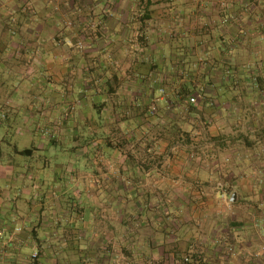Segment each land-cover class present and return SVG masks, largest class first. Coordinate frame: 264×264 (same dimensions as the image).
Here are the masks:
<instances>
[{
  "label": "crops",
  "instance_id": "obj_1",
  "mask_svg": "<svg viewBox=\"0 0 264 264\" xmlns=\"http://www.w3.org/2000/svg\"><path fill=\"white\" fill-rule=\"evenodd\" d=\"M43 1L46 4L48 2L51 8H63L68 3L75 6L80 3L79 1H81L80 6L106 7L107 11H100L94 20L101 25L98 27L100 37L106 38L107 41L102 45L87 47L79 54L63 46L62 40L56 45V38H65L67 30L61 29L62 21L53 15L45 16L42 21L36 18L28 20L29 26L26 30L28 32H25L24 36L20 33L13 36L8 32H0V69H16L19 72L26 70L28 75L39 72L45 76L42 82L35 80L29 87L49 88L56 85L62 88L61 91L50 89L49 93L45 89L43 94L36 92L32 95L29 88L25 91L26 95L14 94L6 100L9 104H5V107L10 108L15 118L18 119L23 115L21 119L24 126L20 128L18 122L15 124L19 134L31 135L34 128L44 133L54 130L75 136L70 129L90 127L96 129V134L110 136L119 131L121 135L128 136L131 132L128 120L146 117V105L154 102L156 107L147 106L148 109L154 110L155 113L160 112L165 99L158 95L159 88L155 87L151 95L148 93V82L135 83L119 74L123 77V82L115 88L113 85L115 81L110 78L114 73L110 74L108 70L110 64L101 56L105 52L104 56L112 55L115 41L133 36L139 35L142 38L155 40L167 38L195 40L199 37H210L220 40L217 43L219 51L215 52L218 57L215 62L213 61L218 66L227 64L235 69L236 65L240 69L243 64L240 62V57L250 54L253 56L251 65L264 70V0H29L28 2L36 6ZM199 24L208 25V32L200 31ZM81 28L82 26L78 25L75 33L79 34ZM199 32H203L204 35H199ZM238 39L256 40L257 45L252 51L248 50L250 44L245 40L242 44L235 43V46H232L231 41ZM227 44L230 45L228 50ZM169 45H171L169 42H162L151 49L157 66L159 61L155 58L156 55H163ZM181 48L180 50L185 49L188 54L191 53L184 44ZM177 52L174 54L178 55ZM227 52L230 53V57H227ZM209 54L207 51L206 55ZM74 55L75 59H73ZM214 67L215 65L208 68L212 71ZM227 68L232 70L230 67ZM204 77L207 80L208 77ZM68 79L70 81H67ZM231 81L230 75L220 74L218 79L213 80L212 85L216 89L208 91L216 104L228 103L226 101L229 95L228 82ZM173 83L177 85L178 82L173 81ZM156 84L158 86V83ZM181 84L190 90H194V86L197 87L193 79H183ZM73 85L82 90L78 102L70 97L69 89ZM139 88L140 94H134ZM91 95L92 97L89 98ZM173 95L176 99L179 97L175 92ZM64 102L72 105L76 103L77 107L63 109L60 104ZM263 102L264 97L259 103L262 104L263 110L257 113L258 122L254 123L253 116L252 122H247L254 124L248 129L251 135L263 132ZM225 108L220 109L219 114L212 115L226 117ZM92 110H96L97 120L89 121L88 115H91ZM234 115L236 119L234 142H231V139L226 140L225 148L232 147L230 151H242L241 140L243 133L247 131L243 128V111L238 109ZM140 130L145 135L150 128L142 126ZM208 131L206 133L211 136L222 133L221 141L224 140L225 135H233L231 128H227L223 123L219 133L212 128ZM2 140L0 138V141ZM95 140L99 143L100 139ZM159 143L162 141L149 144L147 152L156 155L163 151L164 146L161 145L159 148ZM96 145L93 146L95 155L92 154L88 159L91 165L90 172L79 173L80 175L73 173L72 178L68 179L73 186L71 191L74 194L80 192V197L85 195L88 199V203L83 201L81 206L78 202L74 206L66 202L65 197L70 188L65 184L66 179L61 169L59 174L55 170L50 171L46 159L34 169L36 164H31L32 160L37 157V151L44 150L45 146L42 144L19 146V142H16L11 147L9 159L4 161L0 145V264H184L180 263V259H176L172 253L168 255L164 251L165 246L179 240L165 238L162 220L156 217L153 228L145 224L148 212L153 209L146 208L147 215H145L143 207H134L130 202L127 206L121 203L117 206V200L120 202L118 196L121 193L118 191L117 183L123 182L121 189L124 193L123 197L128 195L125 199L130 200L131 190H126V184L137 180L140 182L151 180L160 187L165 181L168 182L169 178L179 177L182 166H186L187 163L178 156L162 164L160 160L145 159L141 162L133 160L130 163L134 168L130 169L128 164L122 165L125 153L121 155L114 145L106 147ZM142 145H144L143 141L139 147L145 150ZM140 150L138 148L136 151ZM179 150L182 149L176 151ZM133 154L136 158V154ZM263 164L258 163L259 166ZM209 166H212V163ZM211 172L207 169L206 177L211 179L213 175ZM184 173L182 172L181 175L192 177L189 172ZM242 180L243 177H239L237 184H242ZM240 200L251 205L252 213L264 214V189L260 186L255 185L253 190L244 192ZM157 213L156 208L155 214ZM220 230L223 231L224 239L225 236L231 235L229 239L218 240L213 237L203 239L201 243L204 249L195 251L196 263L264 264V253L258 260L245 257L246 254L259 250L261 241L264 242V234L261 236L251 228L244 227L238 219L232 220L231 226L225 223ZM232 239H235L237 256L224 262L226 247L223 251L221 248L230 245ZM193 243L198 245V238L193 239ZM34 252H37L36 257L32 256Z\"/></svg>",
  "mask_w": 264,
  "mask_h": 264
},
{
  "label": "rangeland",
  "instance_id": "obj_2",
  "mask_svg": "<svg viewBox=\"0 0 264 264\" xmlns=\"http://www.w3.org/2000/svg\"><path fill=\"white\" fill-rule=\"evenodd\" d=\"M28 1L0 0V32H8L9 35L13 36L20 33L21 36H24L25 32H28L26 31L27 26H29L27 24L28 20L36 18V20L42 21L45 16L49 17V15H53L62 21L61 29L67 30H65V38H56V45L63 41V46L79 54L87 47L102 45L104 41H107L106 38L100 37L101 33L98 27L101 25L98 21L94 20L100 11H107L106 7L80 6L81 1L75 6H71L66 1L68 3L66 7L51 8L48 6V2L46 4L43 1L33 6ZM78 25L82 26L79 34L75 33ZM199 25L201 26L200 31L208 32V25ZM199 33V35H204L203 32ZM244 40L250 44L248 50L252 51L255 49L257 45L256 40L238 39L231 41V45L235 46V43L242 44ZM162 42H169L171 45L168 46L163 55H156L155 58L159 61V66H157L151 51L154 46L160 45ZM219 42L220 40H214L210 37H199L195 40H182L178 38L155 40L142 38L137 35L125 40L115 41L116 44L112 47L114 51H111L113 52L112 55L104 56L106 52L101 54L110 64L108 67L110 74L116 73L122 75L127 80H132L135 83L140 82L144 84L148 82V93L153 95L151 91L157 87L160 89L158 95L165 99L160 112L155 113L154 110H149L148 107L150 106L156 107L154 102H149L150 104L146 105V117L128 120V124L131 126L130 135H121L117 131L113 135L108 136V140L123 144L121 148L123 153L129 154L131 157L135 153L136 158L134 157V160H140V162L145 159L160 160L162 164V162L177 158L178 156L179 159H183L187 163L186 166H182L179 177L176 176L174 179L169 178L168 182L165 181L161 185L162 188L151 180H147L146 182L137 180L136 182L132 181L130 184H126V190H131L130 200L128 198V200L125 199L128 195H124L125 197H123L124 193L121 190L123 182L117 183L118 191H121L118 196L120 202L117 200V206H120L119 203L123 206L130 205L131 203L134 207H143L145 215H147L146 208L153 209L151 212H148L149 214L146 216L148 219L145 224L151 227L155 225L153 223L156 217L162 220L165 238H177L179 240L165 246L164 251L168 255L171 253L175 255L176 259H180V263H183L181 258L184 256H191L194 264H206L205 262L196 263L194 261L195 251H202L204 249L201 243L203 239L213 237L218 240H227L231 235L225 236L224 239L222 236L223 231L220 230V227L224 226L225 223L231 226L232 220L238 219L244 227L251 228V230L258 232L261 236L264 234V214L260 212L258 214L252 213L251 205L242 203L240 200L243 193L253 190L255 185L264 189V164L262 166L258 165V163H264V127L262 129L263 132L259 130L261 133L251 135L248 133V129H251L254 124L247 123L252 122V116L254 123L258 122L257 113L263 107L259 103L261 98L264 97V70H259L256 66L251 65L253 63L251 61L253 56H250V54L240 57V62L243 63L240 69L236 65L234 66L235 69L232 68L233 66L227 64L218 66L214 63V60L218 57L215 52L219 51L217 48V43ZM196 43L198 44L196 45ZM182 44L187 46V49L191 53L188 54L184 51L185 49L180 50L182 49ZM192 44H194L193 47ZM226 48L228 50L230 45L227 44ZM207 51L210 53L209 55H206ZM174 52H177L179 56L174 54ZM227 54V57H230V53L227 52ZM73 57V59L76 58L75 55ZM88 63H91L90 59ZM213 65H215L214 70L210 71L208 67ZM227 67H230L232 70H229ZM219 74L221 76L230 75L232 78V81L228 82L229 95L228 100H226L228 103L216 104L208 91L216 89L212 84L215 78L218 79ZM204 76L208 77L207 80ZM44 78L45 76L39 72L28 75L26 70L19 72L16 69H0V138L3 139L0 141V145L2 157L4 161L9 159L11 147L16 142H19V146H38L42 144L45 146L44 150L37 151V157L31 163L36 164L34 169L36 166H40L44 159H46L50 171L54 172L55 170L59 174L60 169L62 170L66 179L65 184L69 186L71 191L73 186L68 179L73 173L80 175L79 173L90 172L91 165L88 159L92 157V154L95 155L93 146L96 144L102 146L104 143L101 138L107 137V135L96 134V129L90 127L70 129L75 136L67 135L65 132L59 133L54 130H51L50 133L48 131L44 133L38 129L34 130V128L31 135L19 134L15 124L18 122V127L20 128L24 126L21 119L23 115H20L18 119L15 118L10 108L5 107L9 104L6 103V100L14 94L18 96L26 95L25 91L29 88L31 95L36 92L43 94V90L45 89L48 93L50 89L52 91H61L62 88L56 85L49 88H43L42 86L29 87L30 83H33L35 80L42 82ZM110 78L112 80V75ZM183 79L195 80L197 83V87H193L195 91L182 86ZM67 81L70 80L68 79ZM173 81L178 82L177 85ZM179 81H181L180 84ZM156 83H158V86ZM136 90L137 92L134 94H140V88ZM69 92L70 97L72 96L77 101L81 97L79 93L82 90L78 86L73 85L70 86ZM174 92L179 96L177 99L173 95ZM91 97L92 95L89 96V98ZM192 99L194 101H191ZM70 104L64 102L60 104V107L63 109L65 107H77L76 103ZM224 107H226V117L220 118L212 115L215 113L219 114V110ZM238 109L243 111V128L247 131L243 133L241 140L242 151H230L232 147L225 148V141H230L231 139V142H234V132L236 130L234 113ZM97 116L96 110H92L91 115H88L89 121L90 119L97 120ZM222 123L226 124L227 128H231L233 135H225L224 140L221 141L220 135L222 133L215 136L206 133L209 132L210 128L219 133ZM142 126L150 128V131L145 135L140 130ZM147 137L148 140L146 141ZM93 138L100 139L99 143L97 142L98 140L93 141ZM141 141H143L144 145L142 146L146 148V151L143 147H139ZM156 141H162L158 145L159 148L161 145L164 146L163 151L156 155L147 152L149 144ZM138 148L141 150L136 151ZM177 149L182 150L176 151ZM194 162L196 165H194ZM211 163L212 166H209ZM253 164L256 165L253 166ZM207 169L212 171L213 175L211 179L205 175ZM182 172H189L192 177H185V175H181ZM239 177H243L242 184H237L239 181L236 182ZM240 187L243 189H240ZM70 191L65 197L69 205L74 206L78 202L81 206L83 201H87L88 203L85 195L80 197V192L74 194ZM154 194L157 196L155 197ZM233 194L235 195V200L231 201ZM156 208L158 210L157 214H155ZM211 229H214V231H211ZM195 238H198V245L193 243V239ZM231 241L229 242L230 245L221 248L223 251L226 247L224 251L225 258H223L224 262L237 256L235 239ZM261 243L258 251L245 255L246 259L258 260L262 256L264 253V242L261 241ZM177 244L179 245L177 246Z\"/></svg>",
  "mask_w": 264,
  "mask_h": 264
},
{
  "label": "trees",
  "instance_id": "obj_3",
  "mask_svg": "<svg viewBox=\"0 0 264 264\" xmlns=\"http://www.w3.org/2000/svg\"><path fill=\"white\" fill-rule=\"evenodd\" d=\"M112 80H114L115 82H114V87L115 88H117V86L120 84V83H122L123 82V77L122 76H119L118 74H116V73H114L113 75H112ZM116 91V90H115ZM102 140H103V146H107V145H114V147L115 148H117L118 150H119V153H121V155H124V153H123V150L121 149L122 148V145L123 144H118L117 142H113V141H111V140H108L109 139V137L107 136V137H102L101 138ZM95 139L93 138V141H94ZM20 153H23V152H20ZM119 159V158H118ZM133 160H134V157H131V156H129V154H125V158H123V163H122V165H124V164H128L127 166H128V168H130V169H133L134 168V165H132L130 162H133ZM127 162V163H126ZM121 171V170H120ZM182 259V262L184 263V264H194L193 263V261H192V259H191V256H184L183 258H181ZM185 259H187V261H185Z\"/></svg>",
  "mask_w": 264,
  "mask_h": 264
},
{
  "label": "built area",
  "instance_id": "obj_4",
  "mask_svg": "<svg viewBox=\"0 0 264 264\" xmlns=\"http://www.w3.org/2000/svg\"><path fill=\"white\" fill-rule=\"evenodd\" d=\"M191 101H194L193 99ZM33 257L37 256V252H34V254L32 255ZM185 261H187V259H185Z\"/></svg>",
  "mask_w": 264,
  "mask_h": 264
},
{
  "label": "water",
  "instance_id": "obj_5",
  "mask_svg": "<svg viewBox=\"0 0 264 264\" xmlns=\"http://www.w3.org/2000/svg\"><path fill=\"white\" fill-rule=\"evenodd\" d=\"M234 200H235V195L233 194L231 197V201H234Z\"/></svg>",
  "mask_w": 264,
  "mask_h": 264
}]
</instances>
